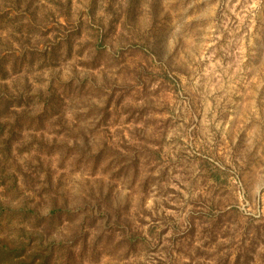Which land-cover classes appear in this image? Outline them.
Wrapping results in <instances>:
<instances>
[{"label": "rangeland", "instance_id": "rangeland-1", "mask_svg": "<svg viewBox=\"0 0 264 264\" xmlns=\"http://www.w3.org/2000/svg\"><path fill=\"white\" fill-rule=\"evenodd\" d=\"M0 264H264V0H0Z\"/></svg>", "mask_w": 264, "mask_h": 264}]
</instances>
